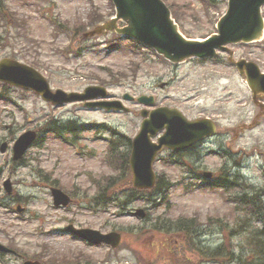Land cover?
Wrapping results in <instances>:
<instances>
[{
	"label": "rangeland",
	"instance_id": "1",
	"mask_svg": "<svg viewBox=\"0 0 264 264\" xmlns=\"http://www.w3.org/2000/svg\"><path fill=\"white\" fill-rule=\"evenodd\" d=\"M165 1L181 31L195 39L213 33V23L225 10V0H213L215 7L204 0ZM112 14L110 0H0V59L35 67L54 89L82 91L102 85L110 99L151 94L155 105L177 107L190 118L215 119L218 133L205 142L198 169L214 174L229 169L234 177L227 195L246 199L227 202L218 188L200 187L202 180L186 174L180 164H170L164 150L154 169L161 186L169 183L161 189L165 204L154 206L157 202L149 197H138L129 210L142 207L146 216L124 214L111 201L119 202L134 189L125 164L143 106L124 101L128 113L87 109L80 102L53 106L33 91L0 82L5 97L0 100V143H9L0 152V202L5 204L0 206V242L21 258L43 264H264V196L253 191L264 192V107L251 99L243 77L225 62L227 51H219L217 61L173 64L136 49L113 31L95 32ZM227 49L233 59L255 61L264 71V37L249 45L227 44ZM162 82L167 84L160 87ZM54 126L79 145V154L55 137ZM43 128L46 132L24 157L12 161L13 140L25 130ZM183 158L192 160L186 153ZM234 161L240 167H233ZM7 178L12 182L9 192L3 182ZM185 183L196 185L185 190ZM52 185L68 196L66 206L53 205ZM135 190L131 196L147 195ZM251 195L256 196L248 199ZM101 203L108 208L93 211ZM69 225L119 232L120 245L90 247L64 233ZM168 227L173 230L166 231ZM5 257L8 263L13 259Z\"/></svg>",
	"mask_w": 264,
	"mask_h": 264
},
{
	"label": "water",
	"instance_id": "2",
	"mask_svg": "<svg viewBox=\"0 0 264 264\" xmlns=\"http://www.w3.org/2000/svg\"><path fill=\"white\" fill-rule=\"evenodd\" d=\"M117 13L107 27H116L115 20L119 17L127 20L128 25L116 28L119 32L133 35L143 42L153 46L171 61H181L191 56L205 57L213 55L216 47H222L226 42L243 40L252 41L261 34L263 18L260 14V5L264 0H229V7L217 23L218 34H214L203 41L185 38L178 30L170 15V10L161 0H114ZM238 66L246 73L247 78L255 92L264 93V74L252 62L239 61ZM12 70V72H11ZM0 76L15 83L32 86L41 91L46 98L53 101H71L74 99H89L104 96L103 87H89L83 94L65 93L58 90L55 94L49 92L45 80L39 73L27 65L9 59L0 62ZM130 98L129 95H124ZM138 101L152 103L153 97L139 96ZM88 106H104L106 108H123L119 101H94L87 102ZM149 117L142 122L141 130L132 142L130 165L133 172V184L149 187L154 182L152 161L163 145L174 147L176 143H190L200 138L203 134L212 132L213 124L207 119L187 121L176 109L159 107L141 114ZM210 122V121H209ZM163 126L166 133L158 139V143L151 142L149 135H153ZM32 132L21 135L14 145V158L22 155L28 144L33 139ZM3 144L1 149L3 150ZM56 203L62 199L60 190H53ZM139 213L142 214L141 211ZM85 236H89L86 232ZM91 238V236H89ZM108 241L116 245L119 236L115 233L107 235ZM1 248V244H0ZM25 264H38L26 262Z\"/></svg>",
	"mask_w": 264,
	"mask_h": 264
}]
</instances>
